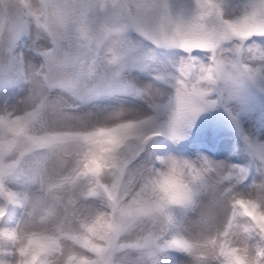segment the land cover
Instances as JSON below:
<instances>
[{"label":"rangeland","instance_id":"obj_1","mask_svg":"<svg viewBox=\"0 0 264 264\" xmlns=\"http://www.w3.org/2000/svg\"><path fill=\"white\" fill-rule=\"evenodd\" d=\"M40 2L0 0V115L23 114L43 104V122L52 127L90 130L117 117L152 120L156 127H166L174 109L178 69L186 58L182 50L153 44L130 22L118 24L111 5L130 0H78L96 6L89 17V27L94 32L109 29L111 39L96 58L92 77L75 92H69L61 87L57 76L42 69L47 65L45 53L75 52L77 37L74 32L51 37L38 27L33 13ZM141 2L150 4L154 15H167L174 20L186 22L197 13V0ZM211 2L219 8V19L231 22L248 14L259 0ZM105 4L109 7L104 9ZM137 22L147 29L143 18ZM214 23L213 20L208 26ZM246 47H264V41L253 39ZM193 56L202 66L208 64L207 52H194ZM254 67L256 77L243 79L238 90L237 83L223 80L207 85L211 106L182 127L176 138L162 134L147 141L130 164L134 178L145 167L152 166L157 157H172L188 164L194 178L201 177L191 185V203L172 210L169 238L178 236L193 242V221L214 208L222 189L231 191L233 196L244 195L264 175V63L256 61ZM41 162L48 170L55 163L44 153L28 154L5 179V187L13 193L15 202L6 204L0 196V207L5 208L0 230L14 229L24 209L38 198L35 176ZM85 206L102 211L106 202L93 198L86 200ZM253 250L264 252V246L255 243ZM154 261L199 264L189 252L174 246L160 248Z\"/></svg>","mask_w":264,"mask_h":264},{"label":"snow or ice","instance_id":"obj_2","mask_svg":"<svg viewBox=\"0 0 264 264\" xmlns=\"http://www.w3.org/2000/svg\"><path fill=\"white\" fill-rule=\"evenodd\" d=\"M128 11H133L137 4L152 6L141 0H130ZM211 4L214 13L220 18V11L211 0H197L198 7ZM119 4L111 5L116 9ZM95 5H85L78 0H41L40 7L33 13L36 25L46 31L51 37H59L67 32H74L77 37V50L61 55L45 53L48 73L60 79L61 87L69 92H75L84 81L91 78L95 61L103 52L105 42L110 38V30L101 28L94 32L89 27V17L94 14ZM109 7L105 4L104 9ZM222 27L215 33H210L206 26H192L177 29L171 37L154 40L147 29L131 17L129 22L139 28L153 44L175 47L185 53V59L178 69L174 89V109L171 112L166 127L155 126L152 120H136L117 117L121 123L131 124V130L126 140L108 148L100 147V141L95 137L99 126L90 130H79L70 127H52L45 124L44 105L38 104L33 110L23 114L7 113L0 115V130L7 139L0 144V196L6 204L15 202L13 193L5 187V179L17 168L22 157L41 152L49 157H59L60 171L49 175L48 169L41 165L35 176L43 192L51 203L50 214L63 201L65 194L71 195L83 181L86 189L80 193L81 199L100 198L111 209L118 210L123 182L128 174L131 162L142 150L145 143L156 136L167 135L176 138L182 127L187 125L201 110L211 106L209 87L218 80L239 82L240 79H254L256 61L264 63V47H246L253 39L264 41V0L253 6L252 10L236 21L220 20ZM226 45L228 47H226ZM235 45V47H231ZM194 52H207L208 64L202 66L193 56ZM247 57V59H245ZM239 58V59H237ZM132 141L129 147L131 159L125 161L117 171L114 161L119 150ZM110 161H113L110 163ZM114 176L111 183H105V176ZM230 178V177H229ZM242 203V202H241ZM148 204H138L129 208L126 215L133 218L148 215L152 211ZM5 218V208L0 207V220ZM258 227L264 234V219L258 221ZM122 224L112 225L105 236V244L99 252H91L94 260L83 256H70L69 261L77 264H115L114 257L119 251V239ZM0 239L15 240L13 230H0ZM174 247L183 249V241L171 242ZM25 256L26 253L19 252ZM243 264H264V253H258L254 259L247 255L240 257ZM3 264V261H0Z\"/></svg>","mask_w":264,"mask_h":264},{"label":"clouds","instance_id":"obj_3","mask_svg":"<svg viewBox=\"0 0 264 264\" xmlns=\"http://www.w3.org/2000/svg\"><path fill=\"white\" fill-rule=\"evenodd\" d=\"M35 6L39 8L40 4ZM128 7L126 3L114 10L117 23H127L133 16L143 18L154 40L171 37L177 29L192 26L204 25L210 33L222 27L211 4L203 8L197 5V13L186 22L167 15H154L144 5L137 4L131 12ZM213 20L214 26H208ZM242 80L237 82L235 89L240 88ZM203 110L201 108L192 120ZM131 127V124L115 120L100 125L95 137L100 141V147L108 148L126 140ZM6 139L0 130V144ZM131 143L128 141L116 154L114 163L117 171L125 161L131 159L128 147ZM52 159L55 163L48 171L49 175H56L60 171L59 157L52 156ZM113 179L114 176L106 175L104 182L111 183ZM198 179L191 175L184 161L157 157L152 166L145 167L134 178L128 170L118 210L111 209L107 203L102 211L86 207V200L80 198V193L86 189L82 181L75 192L65 194L52 214L49 211L52 202L46 198L39 184L38 198L29 203L17 226L12 229L15 240L0 239V261L3 264H77L75 260L69 261L70 256L94 260L90 253L100 251L94 246L102 248L105 233L116 224H122L119 239L122 250L118 251L115 264H155V253L162 247L174 246L171 242L175 240L185 242L183 250L193 255L199 264H243L240 257L247 255L249 259H254L258 253H264L253 250L255 243L264 246V234L258 227V221L264 219V175L244 195L233 196L231 191L222 189L214 208L193 221V242L178 236L169 238L171 212L178 206L191 203V185ZM145 203L153 209L150 214L133 218L126 215L129 208ZM21 251L26 255H18Z\"/></svg>","mask_w":264,"mask_h":264}]
</instances>
